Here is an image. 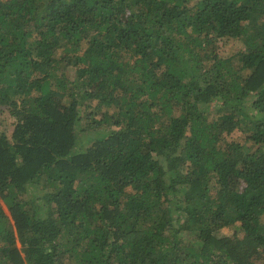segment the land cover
Returning <instances> with one entry per match:
<instances>
[{
    "label": "trees",
    "instance_id": "trees-1",
    "mask_svg": "<svg viewBox=\"0 0 264 264\" xmlns=\"http://www.w3.org/2000/svg\"><path fill=\"white\" fill-rule=\"evenodd\" d=\"M0 111V264H264V0H0Z\"/></svg>",
    "mask_w": 264,
    "mask_h": 264
},
{
    "label": "rangeland",
    "instance_id": "rangeland-1",
    "mask_svg": "<svg viewBox=\"0 0 264 264\" xmlns=\"http://www.w3.org/2000/svg\"><path fill=\"white\" fill-rule=\"evenodd\" d=\"M222 44V47H221V50H222V53L224 55H229L231 53H234L233 51L235 49H238L240 48V43L238 42H231V43H223V42H220V46ZM71 74H73V72L71 71L70 72ZM68 102V100H67ZM6 111H0V130H4L5 128V124L4 123V117L6 116ZM84 113V109H82V114ZM10 134V132H9ZM101 134L100 131H98L97 129L95 128H92V127H87L86 128V131L81 133L79 135V138L78 140H80L81 142V147L83 148H86L88 147L92 142H94L98 137H100L99 135ZM242 135V133L240 131H235V133H233L230 138H233V139H238L240 136ZM36 192V191H34ZM39 194V193H38ZM4 208L7 210V207L4 205V203L2 202ZM238 230V225H233V226H229V227H226V228H223L220 232L222 234H225V235H231V234H234L235 232H237ZM239 235L242 236L243 233L239 230Z\"/></svg>",
    "mask_w": 264,
    "mask_h": 264
}]
</instances>
